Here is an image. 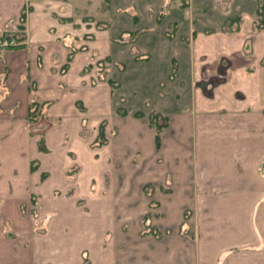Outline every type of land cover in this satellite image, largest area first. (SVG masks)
<instances>
[{"label":"crops","instance_id":"1","mask_svg":"<svg viewBox=\"0 0 264 264\" xmlns=\"http://www.w3.org/2000/svg\"><path fill=\"white\" fill-rule=\"evenodd\" d=\"M168 1L0 0V36L9 32L20 40L14 47L0 46V264H264V69L259 67L262 63L264 68V28L257 25L250 45L259 74L249 76L247 102L240 103L239 115L227 112L229 122L232 115L241 117L233 119L236 126L231 130L210 142L198 130L193 139L191 114L173 107V128L157 148L146 117L119 115L114 119L123 122V137L113 141L119 131L114 124L106 125L112 135L95 148L93 157L98 162L105 151L103 170L90 174L85 195L77 193L80 172L71 176L63 172L60 183L47 190L42 187L50 180V171L32 174L34 157L39 156L32 154L38 147L32 140L39 137L32 136L39 130L30 120L32 103L40 104L38 116L54 121L55 128L46 137L52 150L51 136L65 140L71 129L79 134L87 105L98 104L110 92L108 81L97 82L98 61L105 60L108 66L126 62L128 71L127 60L141 66L154 59L156 81L175 82L176 77L169 76L175 65L170 49L166 55H153L150 44L144 43L141 51L138 43H126L115 35L146 26L142 22L146 19L162 23L169 16L170 22L176 14L168 10ZM97 8L104 27L94 20ZM111 17L127 20L129 26L119 24L118 32L112 33ZM181 17L193 20L191 29L197 30L198 40L191 50L195 55L189 52L180 61L181 83L214 77L215 69L224 65L225 52L238 51L241 36L247 37L245 26L232 32L219 30L220 25L205 30L197 27L190 11ZM16 25L19 32H10ZM135 50L141 53L136 55ZM227 81L234 82L219 83L229 85ZM184 117L189 123L183 127L186 138L175 125ZM201 121L193 119V124ZM100 124L92 127L93 134ZM23 142L30 143L31 155L21 150ZM159 156L164 158L162 165ZM45 176L46 184L39 187ZM185 210L192 214L189 227L184 225ZM145 225L155 229L143 232ZM91 226L96 230L87 236L79 230Z\"/></svg>","mask_w":264,"mask_h":264},{"label":"rangeland","instance_id":"2","mask_svg":"<svg viewBox=\"0 0 264 264\" xmlns=\"http://www.w3.org/2000/svg\"><path fill=\"white\" fill-rule=\"evenodd\" d=\"M185 1L186 0H169L167 2L169 5H167L169 7L168 10H171L170 13L173 14V16L176 14V16H174L172 18L173 20L170 22L169 20L171 17L169 16H166V20H164L162 23H159L161 22V19H158V21H155V23L151 19H146L145 21L142 20V22H144L143 25L146 26H139V28L134 29L130 34L126 33L127 29L122 31V33H119V35L115 34L117 39L124 40L126 43H138V45H140L139 50L141 51L144 49V43L146 46L150 44L149 49L153 55L157 54L158 52L166 55L168 53L167 49H170L169 53L171 56V63L175 64L176 66L174 71L171 68L172 70H170L169 76L174 73L173 78L176 77L175 82L167 83V81H156L158 75L155 74L156 69L154 66V59L150 60L148 64L142 65L140 63L141 66L131 65V63H129L127 60V64L129 66L128 71H125L126 62L122 63L118 61L113 64L110 63V67L105 60H100L96 63L97 66L94 64L95 69L98 67L97 82H103L105 80L109 82V79L113 80V84L109 82L112 87V92L111 87H109L110 92L106 93V95L104 94L98 104L90 103L87 105L88 108L85 110V117H83L84 127L81 129L79 134L77 132H73L71 129L69 134H67L68 137H66L65 140H63L62 137L59 138L60 135H52L49 141V145L52 148V150H50L47 148L46 137L47 135H50L52 129L55 128L53 127L54 121L50 120V122H48L45 117L40 116L34 119L32 125L33 127L36 126V129L39 130H35L33 128L36 132L34 131L32 136L37 137V135H39V137H33L35 140L32 141H34L38 147L35 145L34 149L32 150L28 141L22 143L21 150H26V154L31 155V149L33 156L35 152L37 155H39L37 158L34 157L36 160L34 163H32L34 165L37 164L34 166V169H32V174L34 177L41 175V172H44V170H48V172L50 171V180L48 182L44 181L46 178L45 176L43 180H40L39 187L47 183V185L42 187V189L47 190L54 185H58V183H60L59 177L63 172L64 174H68L70 176L76 172H80L82 175L79 177L78 190L80 189L81 191H78L77 193L80 195H85L82 191L86 189L85 186L90 174L103 170L102 162L104 161L103 158L105 151L104 154L101 151V157L98 159V162H95L93 157H96L94 156V152H96L95 148L106 144L109 137L112 135L111 130L109 133L106 131V125L114 124L116 125L115 130L119 131L117 136L112 137L113 141L123 137L121 134H123L122 129L124 125L122 121H117V118L120 117L119 115L124 117L134 116L136 118H140L142 116L146 117V119L149 121V126L154 131L153 135H159L161 140L164 139L165 133H169L171 128H173V120H171V117L173 119V116H171L170 113V109H173V107L176 110L181 109L182 111H186L187 113L191 114L190 118L192 119V130L191 128L188 129L192 131L193 139H197L195 135H197V131L199 130L201 131L205 141L210 142L212 139L221 136L225 130H231L236 126H232V123L234 124L233 119L238 118L236 121H239L241 117L232 115L233 119L231 122H229L226 120L228 114L227 112L234 111L237 113V115H239V110L241 107L239 106L240 103L243 104L247 102L245 98L250 89V86L248 85L249 76L259 74V69L256 68L252 62V46L250 43L256 32L254 25H256V22L259 20L257 6L258 3H262L264 0H217V3H208V5L205 6L204 3H202V0H190V6L183 4ZM92 3L90 6L94 5ZM60 7L63 9L65 6L60 5ZM144 7H148V4H145ZM237 7L238 9L241 7V13H238ZM155 8H158V4H155ZM204 8L205 10H203ZM98 10L99 8L96 9L97 12H93L97 18L94 20L96 21L98 27H104V24H101L102 21L100 20L101 18L99 17ZM122 10L123 8L119 9L118 11ZM165 10V8L161 9L163 12ZM242 10L243 12H248L247 14L249 15H243ZM185 11H190L193 14V18H196L198 21L197 27H206L205 30L211 29L212 26L216 25H220L219 27L221 29L219 30L224 32H232L238 25L248 28L246 35L247 37L241 36V41L238 42L241 46L240 49L238 47V51H234L232 54L227 51L225 52V54H227L224 58V65H221L219 68L215 69V74L212 75L214 77L205 79L200 78L198 80H194L195 82L193 83H188L187 81L181 83V73H177L180 61H184L183 55L189 54V52L190 55H193V52L191 53V50L194 47L193 44H196L198 41L197 37L194 35L197 30L191 29L192 25H194L192 22L193 20H186L181 17V14L183 16ZM216 15L217 20L215 19ZM220 15H222V19H219ZM237 15L241 17L239 20L233 18ZM202 16L205 18L203 21L198 19ZM208 17L210 19L206 20ZM111 18H113L112 22L114 23L113 27L111 28L112 33L118 32L117 29L119 24L124 23L125 25L123 26H129V22L127 20H117L115 17ZM131 22H135L136 24L138 23L137 20H131ZM178 22L181 24L178 25ZM19 30V25H16L10 32L15 31L18 33ZM149 32L150 35L145 37L144 35L148 34ZM190 45H192V47H190ZM189 47L191 49H189ZM139 50H135L136 55L137 53H141ZM148 55L151 54L148 53ZM234 64L237 67H232ZM226 65L228 66L226 67ZM259 67L264 69L262 63L259 64ZM142 73H144V75L139 76V74ZM188 74L190 75L189 70ZM177 77H179V79H177ZM225 79H233L234 82L231 83L230 81H227L226 83H229V85L219 83L220 81H226ZM225 87H227V91L223 89ZM229 97L231 99H229ZM249 109L250 108H247V110ZM136 112L139 114H135ZM114 117L117 118L114 119ZM199 117H201L202 121L198 125H194L193 119L197 121ZM186 119L187 118L185 117L180 118L177 121L178 125L175 124L178 127L177 130L180 135V131L182 132L181 137L183 138H186V134L188 133L183 128L185 124H189L187 123ZM47 122L49 123L48 126L46 125ZM99 123L101 124L98 127L97 135H95L93 134L92 127ZM46 126L47 128L45 129ZM101 128L103 133L102 135H99ZM182 128L183 130H181ZM155 141L154 145L159 148L160 145H157V136ZM112 147L113 143H111L107 151L110 152V148ZM70 151H73L75 154L72 152L70 153ZM205 153H207V150ZM185 155L186 152L184 150L183 156ZM41 160L44 163L46 160L48 162L47 165H40ZM158 161L160 162V165H162L164 163V158L159 156ZM76 162L79 163L76 164ZM24 166H26V163ZM62 166L63 170L61 169ZM77 166H80V168ZM193 170L195 172L199 169ZM179 171H182V168H180ZM42 175L47 174L42 173ZM41 183L44 184L41 185ZM98 212L102 213L101 211ZM95 214L99 215V213L96 212ZM191 215V211L185 210L183 212V220L186 221L184 225L187 227H189L188 222L190 221ZM100 217H96V219H99ZM92 220H94L93 217ZM145 222H147V219ZM154 229V227L145 225L143 232H152ZM79 230H81L85 236H87L91 230H96V228L92 226L86 228L80 227ZM82 243L87 244L86 239H82ZM85 256H87V253Z\"/></svg>","mask_w":264,"mask_h":264},{"label":"trees","instance_id":"3","mask_svg":"<svg viewBox=\"0 0 264 264\" xmlns=\"http://www.w3.org/2000/svg\"><path fill=\"white\" fill-rule=\"evenodd\" d=\"M183 4H187V0L185 1V3L183 2ZM257 14H258L259 20L256 22V25H257V27L259 29H263L264 28V1L262 3H258ZM25 16H26V13L23 12L22 13V21L25 20ZM233 18L239 20L241 17L237 15V16H234ZM174 70H175V65L173 66V71ZM173 74H171V76ZM109 82L111 84H113V80L109 79ZM39 107H40V104H38L37 102L32 103V110L30 112V120H34V119H36L38 117L39 112H40V108ZM135 114H139V113L136 112ZM102 133H103V130L101 128L100 132H99V135H102ZM156 136H157V145H160L161 137L159 135H156ZM32 169H34L33 166H32Z\"/></svg>","mask_w":264,"mask_h":264},{"label":"built area","instance_id":"4","mask_svg":"<svg viewBox=\"0 0 264 264\" xmlns=\"http://www.w3.org/2000/svg\"><path fill=\"white\" fill-rule=\"evenodd\" d=\"M20 44V40L13 33L0 36V46L2 47H14Z\"/></svg>","mask_w":264,"mask_h":264}]
</instances>
